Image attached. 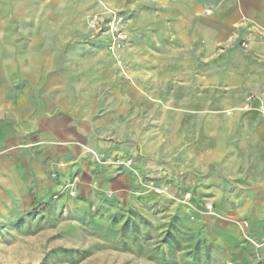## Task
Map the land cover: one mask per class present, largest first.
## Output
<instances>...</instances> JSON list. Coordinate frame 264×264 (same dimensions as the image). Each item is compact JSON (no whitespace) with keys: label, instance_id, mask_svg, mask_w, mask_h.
<instances>
[{"label":"crops","instance_id":"1","mask_svg":"<svg viewBox=\"0 0 264 264\" xmlns=\"http://www.w3.org/2000/svg\"><path fill=\"white\" fill-rule=\"evenodd\" d=\"M106 1L123 11L132 42L117 94L110 79L83 81L76 73L64 81L45 49H16L7 27L40 20L0 17V222L35 200L69 198L71 190L86 197L96 187L119 198L143 175L160 177L159 120L181 116L199 124L180 127L184 139L166 157L172 184L181 180L185 191L209 202L263 201L244 203L231 216L262 217L264 224V178L247 177L255 154H264V128L238 127L244 116L248 122L262 115L264 122V0ZM22 35L31 39L27 29ZM35 97L53 107L32 112L27 105ZM83 98L86 115L76 107ZM68 103L69 112L62 107ZM232 228V262L245 258L246 250L264 264V230L250 225L253 245Z\"/></svg>","mask_w":264,"mask_h":264},{"label":"rangeland","instance_id":"2","mask_svg":"<svg viewBox=\"0 0 264 264\" xmlns=\"http://www.w3.org/2000/svg\"><path fill=\"white\" fill-rule=\"evenodd\" d=\"M0 17L40 20L41 25L16 21L11 29L7 27L8 32L14 33L16 49L42 48L51 54L48 61L63 71L64 81L74 79L76 73L83 81L110 79L112 92H119L117 81L125 52L132 47L122 10L106 0H0ZM26 29L31 32L30 40L22 35ZM240 47L248 48L247 42H241ZM92 66L103 72H93ZM81 91L92 92L87 88ZM84 98L83 104L76 106L82 115L88 108ZM33 100L27 105L32 112L53 107L37 97ZM71 106L62 105L67 112ZM117 107L111 103L112 109ZM250 109L243 106V110ZM231 117L227 113V118ZM174 118L159 120L164 128L160 177L143 175L131 193L119 198L96 187L86 197L71 190L69 198L56 195L35 200L27 211L0 222V264H261L247 256L246 250L245 258L233 263L230 247L235 238L232 226L237 228L241 242L251 244L250 225L263 233V218L233 217L231 211L244 203L261 205L263 201L209 202L185 191L181 180L172 184L169 174L173 175V170L167 167L166 157L184 139L178 132L180 127L195 129L199 124L193 117L190 121ZM262 118L260 115L247 122L244 116L238 127L264 128ZM263 156L255 154L247 170L248 179L264 178ZM229 203L231 210H227Z\"/></svg>","mask_w":264,"mask_h":264},{"label":"built area","instance_id":"3","mask_svg":"<svg viewBox=\"0 0 264 264\" xmlns=\"http://www.w3.org/2000/svg\"><path fill=\"white\" fill-rule=\"evenodd\" d=\"M118 37H119V38H122V35H119ZM70 195L72 196L73 194L70 193ZM206 208H207V209H210V208H211V205L207 206ZM261 241H262V243H264V236L262 237V240H261ZM249 242H250L251 244L255 245V242H254L253 240H250Z\"/></svg>","mask_w":264,"mask_h":264}]
</instances>
